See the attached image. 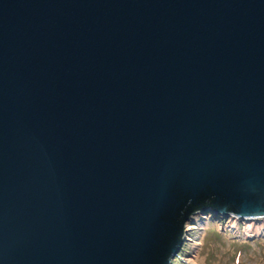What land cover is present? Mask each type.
<instances>
[{
    "label": "water",
    "instance_id": "1",
    "mask_svg": "<svg viewBox=\"0 0 264 264\" xmlns=\"http://www.w3.org/2000/svg\"><path fill=\"white\" fill-rule=\"evenodd\" d=\"M201 214L264 237V0H0V264H171Z\"/></svg>",
    "mask_w": 264,
    "mask_h": 264
},
{
    "label": "rangeland",
    "instance_id": "2",
    "mask_svg": "<svg viewBox=\"0 0 264 264\" xmlns=\"http://www.w3.org/2000/svg\"><path fill=\"white\" fill-rule=\"evenodd\" d=\"M193 217L186 220L185 228L187 223L189 227L171 264H264V237L237 236L255 231H245L241 222L230 227L229 218L210 217V214ZM235 227L237 230L230 229Z\"/></svg>",
    "mask_w": 264,
    "mask_h": 264
},
{
    "label": "bare ground",
    "instance_id": "3",
    "mask_svg": "<svg viewBox=\"0 0 264 264\" xmlns=\"http://www.w3.org/2000/svg\"><path fill=\"white\" fill-rule=\"evenodd\" d=\"M199 218V217H198ZM232 221V220H231ZM263 224H262V226H263V228H264V222H262ZM249 226V228L251 229V232H252V230H256V227H254V226H252V224H249L248 225ZM187 227H189V224L187 223V226H186V228Z\"/></svg>",
    "mask_w": 264,
    "mask_h": 264
},
{
    "label": "trees",
    "instance_id": "4",
    "mask_svg": "<svg viewBox=\"0 0 264 264\" xmlns=\"http://www.w3.org/2000/svg\"><path fill=\"white\" fill-rule=\"evenodd\" d=\"M215 234V233H214Z\"/></svg>",
    "mask_w": 264,
    "mask_h": 264
}]
</instances>
